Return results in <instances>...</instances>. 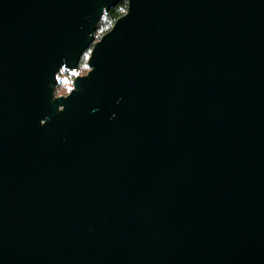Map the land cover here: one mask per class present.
Listing matches in <instances>:
<instances>
[{"label": "water", "instance_id": "1", "mask_svg": "<svg viewBox=\"0 0 264 264\" xmlns=\"http://www.w3.org/2000/svg\"><path fill=\"white\" fill-rule=\"evenodd\" d=\"M122 1L0 0V264H264V0Z\"/></svg>", "mask_w": 264, "mask_h": 264}, {"label": "trees", "instance_id": "2", "mask_svg": "<svg viewBox=\"0 0 264 264\" xmlns=\"http://www.w3.org/2000/svg\"><path fill=\"white\" fill-rule=\"evenodd\" d=\"M128 7H129V1L123 0L115 8L111 9L108 13L105 12L103 14V16L101 17V19L97 24V29L95 34L96 42L100 41L103 35H106L112 31L118 19H120L127 13ZM92 51H93V46L82 55L76 71L63 69L58 73L57 85L55 88L56 97L68 96L71 92L67 95L66 89L69 86H73L74 80L77 77H84L90 72V69L88 67V62L90 60Z\"/></svg>", "mask_w": 264, "mask_h": 264}, {"label": "rangeland", "instance_id": "3", "mask_svg": "<svg viewBox=\"0 0 264 264\" xmlns=\"http://www.w3.org/2000/svg\"><path fill=\"white\" fill-rule=\"evenodd\" d=\"M72 89H73V86H69V87L66 89V93H67V95L72 91ZM64 95H66V94H64Z\"/></svg>", "mask_w": 264, "mask_h": 264}]
</instances>
